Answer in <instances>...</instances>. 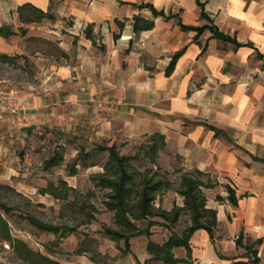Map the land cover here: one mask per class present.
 <instances>
[{
	"label": "crops",
	"instance_id": "crops-1",
	"mask_svg": "<svg viewBox=\"0 0 264 264\" xmlns=\"http://www.w3.org/2000/svg\"><path fill=\"white\" fill-rule=\"evenodd\" d=\"M24 4L55 18L56 31L50 32L63 57L43 63L41 70L54 74L63 88L55 95L62 107L90 104L129 139L162 134L166 149L184 167L210 173L221 184L227 181L243 196L233 207L206 194L208 207L217 211L218 228L214 241L204 230L191 238L195 264L235 262L241 249L232 239L241 234L245 240H263L259 257L264 264V0H0V27H18L16 11ZM145 4L172 18H157L153 30L141 33L128 24L123 36L134 37L115 42L109 34L105 51L85 38L91 25L95 32L114 33L115 20L133 19ZM180 23L213 26L242 46L215 38L209 29L183 31ZM9 92L16 110L1 113L2 126L17 118L26 120L30 130L65 118L63 109L50 112L43 96L29 94L20 107ZM218 195L226 199L228 194ZM178 201L174 205L182 207L183 198ZM135 255L141 263L149 259L147 247L143 256Z\"/></svg>",
	"mask_w": 264,
	"mask_h": 264
},
{
	"label": "rangeland",
	"instance_id": "rangeland-1",
	"mask_svg": "<svg viewBox=\"0 0 264 264\" xmlns=\"http://www.w3.org/2000/svg\"><path fill=\"white\" fill-rule=\"evenodd\" d=\"M40 24L42 30L37 29ZM128 24L131 23L126 22ZM10 26L18 35L0 42V53L14 59L10 63L0 60V79L7 80L4 89L14 92L19 106L29 94L43 96L51 104L48 110L62 112L63 109L65 118L59 122L53 120L46 126L39 124L38 128L30 130L25 126L26 120L15 118L11 126H2L4 122L0 123V200L13 209L11 215L3 216L10 223L12 239L0 236V264H127L129 261H137L135 254L143 256L147 239L161 244L170 237L171 231L155 226L150 237L138 236L131 239L130 254L124 252V241H115L104 234L106 227H117L113 213L103 205L106 192L95 187L93 179V176L103 173L102 165L108 159V153L95 149L99 146L116 145L121 155L133 156L142 145H147L150 136L129 139L121 131L120 125L107 124V117L102 112L89 108L90 104L87 103L73 109L69 106L62 107V99L55 95L63 88L57 84L54 74H45L41 70L43 63L63 57L57 36L50 32L56 31L54 17L38 23ZM28 26L36 29L26 28ZM114 29V33L94 31L99 49L104 45L103 42H107L109 34L115 42L121 39L129 41V37H134L123 36V31L116 24ZM33 32L37 34L34 35ZM115 34L119 35L118 40L114 39ZM79 153L87 157L76 166V175L71 176L72 169L69 165H74ZM58 155L64 159L62 164L46 170L45 162ZM135 164L142 165L143 169L148 166L154 168L148 161ZM157 165L162 173H168L167 177L173 187L158 198L156 207L170 210V206L181 197L175 192L180 179V174L175 171H192L194 168L184 167L181 159L166 148L160 152ZM212 180L216 182L218 179L213 176ZM226 184L227 181H222V185ZM51 189L62 193L64 198H55L49 192ZM35 190L37 192L33 194ZM224 190L217 186L211 192L206 191V194L209 193V198L215 197L216 200L218 193ZM26 216H33L49 225L69 227L74 231L61 238L38 230L24 219ZM189 224V217L181 218L174 227L175 233L181 235ZM145 225V222L140 224L141 227ZM235 238L232 239L234 242ZM14 240L26 244L33 254L19 253ZM243 253L241 250L237 255ZM176 255L185 258L186 252L184 249H177Z\"/></svg>",
	"mask_w": 264,
	"mask_h": 264
},
{
	"label": "trees",
	"instance_id": "trees-1",
	"mask_svg": "<svg viewBox=\"0 0 264 264\" xmlns=\"http://www.w3.org/2000/svg\"><path fill=\"white\" fill-rule=\"evenodd\" d=\"M200 4V3H199ZM201 17L207 18L204 11V6ZM142 13L135 15L133 19H126L125 21L115 20V24L120 31L125 29L126 22L131 23L134 33H141L153 30L155 27V20L163 18L169 20L172 16L166 15L163 11H158L152 4L140 5L137 7ZM150 11V16L143 14L144 10ZM19 21L22 24H32L41 22L44 19L53 18L52 15L46 13L32 4H24L17 8ZM183 31H196L198 33L207 29L211 30L214 37L226 42L235 44L237 47L242 45L236 40L224 33L220 32L213 26L192 27L185 26L180 23ZM25 32V31H24ZM18 35L10 25L0 27V37L8 39ZM86 39L91 40L94 46H97L95 40L93 25L89 26L84 31ZM114 39L118 40L119 35H114ZM101 51L106 50L105 45L100 46ZM183 51L176 53L166 71L170 75L175 67L177 59L182 55ZM0 60L4 63H10L13 57L0 53ZM167 146L166 137L162 134H154L150 136L147 145H142L139 152L133 156L121 155L116 145L99 146L95 150L100 152H107L108 159L103 163V173L93 176L95 187L101 191H105V201L103 205L105 208L113 213L114 223L117 229L106 227L104 234L111 237L115 241L125 242V254L131 253L130 241L138 236L150 237L152 228L155 226L165 227L171 231L170 237L163 243H157L149 240L147 244V253L149 259L144 263L137 260L138 264H194L193 250L191 246V238L198 230L206 231L211 240H215L216 231L218 228L217 211L208 207V199L206 191L213 190L217 186H221L227 192L225 199L221 195H217V202H225L227 200L230 205L237 207L240 199L235 189L229 184L222 185L219 181L214 182L210 173L203 172L199 169L192 171H185L178 169L175 172L180 174L178 187L175 192L184 200L182 207L174 206L171 210H166L161 207H156L158 198L166 191L172 189L173 184L168 179V173H162V169L158 167L157 161L159 154ZM74 161V165H69L71 176L76 175V166L79 165L85 157L79 153ZM64 161L61 155L54 156L45 162L46 170L57 167ZM148 161L154 168L141 166L135 163H142ZM95 166V165H92ZM83 167H86L83 164ZM51 195L57 199L64 198L62 193L55 189L49 190ZM13 209L8 207L0 200V236L4 239L11 240L10 223L5 219L4 215H11ZM189 217L190 224L185 230L178 235L175 233L174 227L179 223L181 218ZM24 219L42 232L52 233L61 238H65L68 233L74 231L69 227L55 226L43 223L33 216H26ZM160 220V221H159ZM146 223L145 227H141V223ZM17 242V251L19 253L33 254L32 250L21 241ZM263 244L262 239L252 241L251 239H244L243 234L236 239L238 249L244 251L240 256L235 257L233 264H260L259 248ZM177 249H184L186 252L185 258H179L176 255ZM239 259H246V261H238ZM230 260V259H228Z\"/></svg>",
	"mask_w": 264,
	"mask_h": 264
},
{
	"label": "built area",
	"instance_id": "built-area-1",
	"mask_svg": "<svg viewBox=\"0 0 264 264\" xmlns=\"http://www.w3.org/2000/svg\"><path fill=\"white\" fill-rule=\"evenodd\" d=\"M143 14L146 16L150 15V11L149 10H144ZM68 69H70L71 71L75 72V68L73 65H68ZM51 79V77H49V80ZM7 83V80L5 79H0V123H1V113L2 112H6V111H15L16 109L13 107V97H12V93L5 90L4 86ZM37 191H33V194H35ZM235 239H238V237H236ZM9 247V246H7Z\"/></svg>",
	"mask_w": 264,
	"mask_h": 264
}]
</instances>
